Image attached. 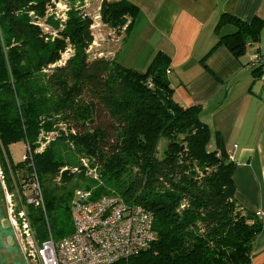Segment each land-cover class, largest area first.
Segmentation results:
<instances>
[{
    "label": "trees",
    "instance_id": "1",
    "mask_svg": "<svg viewBox=\"0 0 264 264\" xmlns=\"http://www.w3.org/2000/svg\"><path fill=\"white\" fill-rule=\"evenodd\" d=\"M54 6V0H0V156L22 140L37 150L46 209L30 205L29 214L39 238L73 232L71 205L84 188L92 199L116 193L153 213L151 245L113 264H250L262 219L235 198V162L218 132L216 147H209L201 105L175 100L170 57L158 51L144 71L116 56L91 57V17L71 8L64 28L49 17L57 29L52 38L31 16ZM139 11L130 0H109L102 15L114 28L129 15V34ZM229 22L237 30L212 50L224 44L240 58L249 40L258 41L264 21L224 12L216 28ZM69 44L74 52L58 63ZM44 132L56 137L42 147ZM86 165L97 177H84L83 170V183L69 185V170ZM13 166L25 168L23 161Z\"/></svg>",
    "mask_w": 264,
    "mask_h": 264
},
{
    "label": "crops",
    "instance_id": "2",
    "mask_svg": "<svg viewBox=\"0 0 264 264\" xmlns=\"http://www.w3.org/2000/svg\"><path fill=\"white\" fill-rule=\"evenodd\" d=\"M130 1L140 11L129 34L120 38L125 48L143 39L147 45L135 62H120L144 71L158 51L170 57L168 77L175 100L185 107L201 105V120L212 133L209 147H216L218 132L235 162V198L262 219L250 264H264V80L250 65L247 49L240 58L224 44L212 50L222 36L237 30L230 22L216 28L224 12L264 21V0ZM256 42L264 53V25ZM114 56L119 60L118 52Z\"/></svg>",
    "mask_w": 264,
    "mask_h": 264
},
{
    "label": "built area",
    "instance_id": "3",
    "mask_svg": "<svg viewBox=\"0 0 264 264\" xmlns=\"http://www.w3.org/2000/svg\"><path fill=\"white\" fill-rule=\"evenodd\" d=\"M247 50L252 54L250 65L264 80V53L255 40L247 42ZM26 146L22 159L25 168L15 169L7 155L4 159L0 156V178L15 231L31 264H113L127 261L151 245L155 232L150 210L141 204H129L116 193L92 199V191L84 188L76 190L78 198L71 205L73 232L62 238L50 232L41 240L29 206L45 211L44 191L34 164L37 150L28 143Z\"/></svg>",
    "mask_w": 264,
    "mask_h": 264
},
{
    "label": "rangeland",
    "instance_id": "4",
    "mask_svg": "<svg viewBox=\"0 0 264 264\" xmlns=\"http://www.w3.org/2000/svg\"><path fill=\"white\" fill-rule=\"evenodd\" d=\"M107 1L109 0H54L55 6L48 7L45 16L37 17L33 12H31V16L33 17L35 22L39 24L40 27L45 31L49 32L50 36L53 38L56 35L57 29L55 25L48 22V18L52 17V19L56 23H58L59 28H64V25L69 18V10L73 8V11L77 10L78 12H81V14L91 17L93 20L91 30L94 40L88 47V52L91 57L102 55L114 57V53L118 52L119 61L124 64H131L138 58V53L142 52V50L146 47L147 41L143 39L142 41L135 43L134 47L128 44L125 48L123 45V43L125 42H123V39L120 38V36H122L126 32V27L131 17L129 15L124 16V20H126L124 26H119L117 28L111 27L107 22H105V18L102 15L103 5ZM73 52L74 48L71 44H69L61 53V59L58 61V63H62ZM55 135L56 133H51L50 135L45 132L42 133L41 140L43 141L41 146L43 147L44 145L48 144L50 140L56 137ZM44 139H46V141ZM160 143V148L164 150L167 145V139L162 138ZM42 147L38 149L41 151ZM26 149L27 146L25 141H17L11 143L7 147L8 155L5 149L3 150V156L7 155V158L10 160L11 164L16 165L22 161ZM85 162L87 163V161ZM83 170H85V172H83ZM82 172L84 173L82 174V176L84 177H88L91 175L97 177V172L94 169H90L89 166L86 165L85 168H76L69 170V173H74V177L68 184L74 185L78 182L83 183V179L80 178V174ZM59 182L61 184L63 183L60 178H57L54 181V183L57 184H59ZM184 206H187V202H185ZM27 261L28 264H31L29 260Z\"/></svg>",
    "mask_w": 264,
    "mask_h": 264
},
{
    "label": "water",
    "instance_id": "5",
    "mask_svg": "<svg viewBox=\"0 0 264 264\" xmlns=\"http://www.w3.org/2000/svg\"><path fill=\"white\" fill-rule=\"evenodd\" d=\"M4 200H6L7 204L5 189L0 178V211L2 212L1 217L6 219L8 204L6 208ZM8 215L16 237L14 236L13 230L9 226H4L0 220V264H28L19 241V233L15 231L13 214L8 211ZM18 251L23 256L21 254L19 255Z\"/></svg>",
    "mask_w": 264,
    "mask_h": 264
},
{
    "label": "flooded vegetation",
    "instance_id": "6",
    "mask_svg": "<svg viewBox=\"0 0 264 264\" xmlns=\"http://www.w3.org/2000/svg\"><path fill=\"white\" fill-rule=\"evenodd\" d=\"M4 199H5V195H4ZM5 201V205H6V208H7V204H6V200H4ZM1 214H2V212L0 211V220H1V222H2V224L4 225V226H9V228H11L12 230H13V228H12V225H11V223H10V220H9V215H8V209H7V218L6 219H4V218H2L1 217ZM8 221V222H7ZM13 233H14V230H13ZM14 236H15V233H14ZM16 237V236H15ZM4 254V253H3ZM18 254L20 255L21 253L18 251ZM22 255V254H21ZM23 256V255H22ZM10 262V261H9Z\"/></svg>",
    "mask_w": 264,
    "mask_h": 264
}]
</instances>
